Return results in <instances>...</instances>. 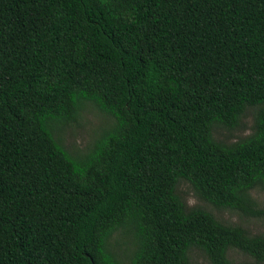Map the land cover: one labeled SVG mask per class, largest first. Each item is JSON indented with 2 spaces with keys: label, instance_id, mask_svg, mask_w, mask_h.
I'll use <instances>...</instances> for the list:
<instances>
[{
  "label": "trees",
  "instance_id": "16d2710c",
  "mask_svg": "<svg viewBox=\"0 0 264 264\" xmlns=\"http://www.w3.org/2000/svg\"><path fill=\"white\" fill-rule=\"evenodd\" d=\"M111 118L83 151L62 128ZM253 123L234 142L246 108ZM264 216V0H0V264H264L177 191Z\"/></svg>",
  "mask_w": 264,
  "mask_h": 264
},
{
  "label": "rangeland",
  "instance_id": "374dc122",
  "mask_svg": "<svg viewBox=\"0 0 264 264\" xmlns=\"http://www.w3.org/2000/svg\"><path fill=\"white\" fill-rule=\"evenodd\" d=\"M253 107L246 108L244 114L239 119L238 124L232 129L217 127L213 129V136L216 140L224 142H234L249 134L253 123ZM111 118L97 111L93 106L87 105L76 118L75 122L65 125L60 131L62 143L71 151H83L90 144L93 138L103 127L111 124ZM177 191L183 201L188 206L197 205L212 213L216 218L224 223L238 224L245 228L249 234L264 233V216H242L235 211L228 209H217L212 205L195 197L190 186L180 181L177 185ZM251 197L255 200L257 208L264 212V192L255 188L250 191ZM116 251L123 258L124 264H127L128 249H130L129 240L124 236L116 237ZM228 258L234 263L256 264L247 255L235 250L229 249ZM192 264H208L204 255L193 250L191 253Z\"/></svg>",
  "mask_w": 264,
  "mask_h": 264
}]
</instances>
